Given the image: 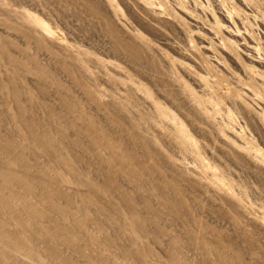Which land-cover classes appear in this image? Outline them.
I'll return each mask as SVG.
<instances>
[{
	"label": "rangeland",
	"instance_id": "1",
	"mask_svg": "<svg viewBox=\"0 0 264 264\" xmlns=\"http://www.w3.org/2000/svg\"><path fill=\"white\" fill-rule=\"evenodd\" d=\"M0 172V264H264V0H0Z\"/></svg>",
	"mask_w": 264,
	"mask_h": 264
},
{
	"label": "bare ground",
	"instance_id": "2",
	"mask_svg": "<svg viewBox=\"0 0 264 264\" xmlns=\"http://www.w3.org/2000/svg\"><path fill=\"white\" fill-rule=\"evenodd\" d=\"M224 18L227 20V21H229V16H224ZM250 48V47H249ZM250 49H252V48H250ZM250 52H253V49L250 51ZM254 53V52H253ZM181 140L183 141V143H185V144H187V141L185 140V138L183 137V136H181ZM1 174L0 175H3V173L2 172H0ZM8 174V173H7ZM6 174V176H7V178H8V180H10L11 182H9L10 184L11 183H15V181L12 179V178H10V177H8V175ZM10 175V174H9ZM5 176V175H4ZM12 176V175H11ZM7 183H8V181H7ZM7 185V184H6ZM5 185V186H6ZM0 191H1V189H0ZM19 198V197H18ZM8 209V208H7ZM60 211V210H59ZM4 218V217H3ZM22 219V218H21ZM57 254V253H56ZM57 256H58V254H57ZM56 256V257H57Z\"/></svg>",
	"mask_w": 264,
	"mask_h": 264
}]
</instances>
